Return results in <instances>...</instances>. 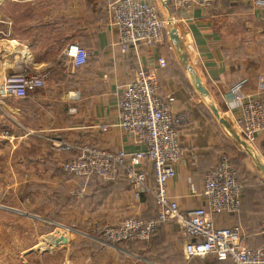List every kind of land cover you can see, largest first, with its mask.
Returning <instances> with one entry per match:
<instances>
[{
    "label": "crops",
    "instance_id": "1",
    "mask_svg": "<svg viewBox=\"0 0 264 264\" xmlns=\"http://www.w3.org/2000/svg\"><path fill=\"white\" fill-rule=\"evenodd\" d=\"M139 1L157 5L164 18L175 17L186 67L178 59L170 33L157 46L123 51L116 30L108 24L106 0H0V70L47 68L52 72L46 88L19 101L23 111L15 110L17 121L23 118L28 126L32 139L28 149L33 139L43 149H59L61 143L94 144L109 152L144 149L117 126V103L138 67L156 69L159 93L174 96L170 107L176 116L190 118L181 132L184 156L177 176L168 183L169 196L182 210L202 206L199 194L207 172L230 154L244 184L242 208L239 214L216 216V225L241 227L245 246L257 249L263 244L257 232L264 223V192L258 183L264 178L259 166H264V134L251 145L259 157L254 161L253 154L225 132L213 108L220 118L235 123L241 104L230 91L243 79L249 81L244 95L264 99L258 85V77L264 74V0H213L208 8L189 11H178L167 0ZM70 46L89 53L82 68L74 69L67 58ZM162 56L168 67L160 70L157 60ZM197 81L207 96L198 91ZM104 125L109 126L107 131L100 128ZM71 156L55 154L62 161ZM27 159L18 162L44 168L40 176L32 167L29 172L25 168L20 182L56 181L65 190L59 195L65 203L56 206V219H49L43 214L53 213L54 206L32 204L41 203L42 195L10 187L5 203L0 202V264H226L213 257L187 260L186 238L173 222L164 224L145 244H103L98 239L103 226H116L131 217L158 216L154 198H135L123 180L103 183L67 174L55 158ZM148 172L155 185L150 166ZM173 244L177 250L171 249Z\"/></svg>",
    "mask_w": 264,
    "mask_h": 264
},
{
    "label": "built area",
    "instance_id": "2",
    "mask_svg": "<svg viewBox=\"0 0 264 264\" xmlns=\"http://www.w3.org/2000/svg\"><path fill=\"white\" fill-rule=\"evenodd\" d=\"M212 2L170 0L171 6L178 11L208 8ZM106 14L108 24L118 34V44L125 52L162 44L170 31L178 26L175 17L164 18L157 5L139 0H106ZM67 56L74 69H79L86 65L89 53L80 46H70ZM157 63L160 70L168 67L163 56ZM156 74V69L138 67L133 80L123 87L117 103V126L132 135L135 144L144 149L109 152L94 144L61 143L59 150L72 154L64 170L84 180L98 178L111 182L123 177L135 198H154L158 218L131 217L119 225L104 228L101 234L108 245L148 242L161 224L173 222L178 224L186 238L184 256L187 260L213 257L219 261H231V264H264V223L257 232L263 245L257 249L245 246L246 235L241 227L216 225V216L237 214L242 206L244 188L228 156H222L207 172L199 194L202 206L182 210L169 196L168 183L177 176V166L184 156L181 132L190 123V118L174 114L170 106L175 103V98L159 93ZM50 77L51 71L47 68L10 72L4 76L3 95L10 101H23L31 92L46 88ZM248 85V79H243L231 88L230 94L241 104V114L236 120L240 135L252 145L258 135L264 134V99L254 100L244 95L242 92ZM258 85L259 91L264 93V74L258 77ZM108 127L100 126L103 131ZM149 166L155 185L149 179Z\"/></svg>",
    "mask_w": 264,
    "mask_h": 264
},
{
    "label": "rangeland",
    "instance_id": "3",
    "mask_svg": "<svg viewBox=\"0 0 264 264\" xmlns=\"http://www.w3.org/2000/svg\"><path fill=\"white\" fill-rule=\"evenodd\" d=\"M6 74H8V72H4L3 70H0V76L2 77V79L0 80V202L5 203V200L3 198L4 196H7L6 194H9L10 187L12 188V186L14 185L17 189H20L21 191H29L32 195L34 194L42 195L43 196L42 202L41 203L39 202L36 204L32 203L33 206L41 207V205L45 206L46 204H49V206H54L53 213H46L43 215L45 217L48 215L49 219L55 220L56 210H57L56 206L58 207L61 206L63 204V201L65 203V197H63L64 199L62 197H59L60 192L62 191L64 193L65 190L62 189L61 184H58V182L56 181H43V182H33V183H30L28 181L20 182V179L24 177V173L26 172L25 168H29L27 169L29 172L30 167H32L33 169L37 170L38 176H40V171H41L40 168H42L43 170L44 167L41 166L40 164L39 166H32L31 164L26 165L24 162H18V160L23 159V160L28 161L29 159L27 158L29 157L36 158L37 156L43 155V156H47L49 160H52V158H55L56 161L59 162V164H61L64 170L65 165L71 159V157L63 161L59 160L58 157H55V154L58 155V152H62V151H60L59 149H55V148L52 149L50 147L43 149L41 145L38 147L35 144L36 143L35 139H33L32 141L33 145L28 149V142H30L32 139L29 140L30 138L28 137L29 134H27L26 132L28 130L26 128L28 127L27 123H25L23 118L17 121V117L15 114L16 113L15 110L23 111V107H24V105H22L23 102L12 101L11 103H16V104H11L9 103L10 100L3 95L2 84H3L4 76ZM226 121L228 122L229 120L226 119ZM228 124L233 130L237 132L236 135L240 136V131H239V128L237 127L236 122L233 123L229 121ZM241 137L243 138V136ZM246 151H248V149ZM225 156L229 157L230 154H225ZM257 156L258 155H256L255 157L253 155V157L255 158L254 161H256V159H259V157ZM66 173L70 174L69 172H66ZM258 180H259L258 181L259 186H261L262 188L264 184V178H261ZM15 187L12 189H15ZM16 194L18 197V201H21L22 203L19 193H16ZM11 201L12 200H10V202ZM39 217H42V216H39ZM37 220H34V222H37ZM108 226H113V225L103 226L102 228H100L99 235H98V239L105 245L107 243H106V240L103 238L101 232L104 228ZM41 230H42L41 233H43L44 230L43 229ZM46 235L47 234H42V237H45ZM171 247H172L171 249L177 250L176 244H173V246ZM209 259H212V258H209ZM197 260H202V259L199 258V259H196V261Z\"/></svg>",
    "mask_w": 264,
    "mask_h": 264
},
{
    "label": "water",
    "instance_id": "4",
    "mask_svg": "<svg viewBox=\"0 0 264 264\" xmlns=\"http://www.w3.org/2000/svg\"><path fill=\"white\" fill-rule=\"evenodd\" d=\"M167 4H170V0H167ZM170 35H171L172 40L174 41V44L176 47V54L178 56V59L186 67L187 66L186 56L184 54L182 44H181V42H180V40L176 34V30L172 29L170 31ZM197 89L203 96H207L206 90L200 85L199 81H197ZM213 110H214L215 114L219 117L218 118L219 122H220L222 128L225 130V132L230 137L234 138L240 146H242L243 148H247L254 155L255 152H254L252 146L249 143H247L246 140H244L241 136L236 135V133L230 128V126L226 122V120L220 118L219 113L215 108H213ZM259 166L261 167V169L264 173V166H262L261 164H259Z\"/></svg>",
    "mask_w": 264,
    "mask_h": 264
},
{
    "label": "trees",
    "instance_id": "5",
    "mask_svg": "<svg viewBox=\"0 0 264 264\" xmlns=\"http://www.w3.org/2000/svg\"><path fill=\"white\" fill-rule=\"evenodd\" d=\"M231 160V159H230ZM231 163H232V165L234 166V168L236 169V171H237V173H238V170H237V168L235 167V165L233 164V162H232V160H231ZM216 166V165H215ZM214 166V167H215ZM213 167V168H214ZM212 168V169H213ZM211 170V169H210ZM94 179H96V180H98V181H100V182H104L103 180H101V179H98V178H94ZM238 179H239V177H238ZM119 180H123V181H126L127 183H128V181L125 179V178H123V177H119V178H117V179H115L114 181H111L112 183L114 182H117V181H119ZM240 181V180H239ZM104 183H108V182H104ZM241 184H242V186H243V188H244V184L242 183V182H240ZM129 184V183H128ZM130 186V185H129ZM244 190V189H243ZM262 190H263V192H264V189H263V187H262ZM150 197H152V196H150ZM156 203V202H155ZM241 208H242V206H241ZM241 210V209H240ZM240 212V211H239ZM239 212L237 213V214H239ZM231 215V214H230ZM235 215V214H234ZM158 218V216H156V217H153V218H150V219H157ZM164 224H161L158 228H157V230H156V232H155V234L153 235V237L151 238V240L157 235V233H158V231H159V229L163 226ZM262 225V224H261ZM260 228V227H259ZM150 240V241H151ZM150 241H148V242H150ZM148 242H145V243H148ZM125 243H128V242H125ZM131 243H144V242H138V241H135V242H131ZM144 243V244H145ZM263 245V244H262ZM261 245V246H262ZM260 248V247H259ZM197 259H199V258H197ZM217 260V259H216ZM220 262H223V263H226V264H231V261H220Z\"/></svg>",
    "mask_w": 264,
    "mask_h": 264
}]
</instances>
